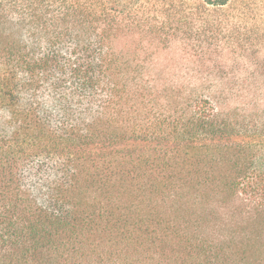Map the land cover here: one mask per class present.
Returning a JSON list of instances; mask_svg holds the SVG:
<instances>
[{
    "label": "trees",
    "instance_id": "trees-1",
    "mask_svg": "<svg viewBox=\"0 0 264 264\" xmlns=\"http://www.w3.org/2000/svg\"><path fill=\"white\" fill-rule=\"evenodd\" d=\"M263 86L264 0H0V264H264Z\"/></svg>",
    "mask_w": 264,
    "mask_h": 264
},
{
    "label": "rangeland",
    "instance_id": "rangeland-1",
    "mask_svg": "<svg viewBox=\"0 0 264 264\" xmlns=\"http://www.w3.org/2000/svg\"><path fill=\"white\" fill-rule=\"evenodd\" d=\"M158 68H162L160 77L163 82L160 85H168L169 87L181 86L182 89H187V69L190 68L187 62V42L183 43L181 41L175 42L167 50H163L158 55ZM259 105H264V86L259 93ZM46 177H40V179H45ZM41 183L40 181H38ZM30 188L34 193H36L34 181L28 182ZM38 187V184L36 185Z\"/></svg>",
    "mask_w": 264,
    "mask_h": 264
}]
</instances>
